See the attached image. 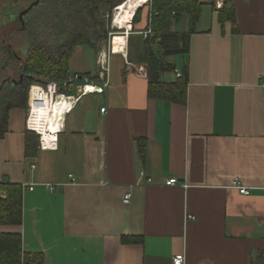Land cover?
Here are the masks:
<instances>
[{
    "label": "crops",
    "instance_id": "0c3cea01",
    "mask_svg": "<svg viewBox=\"0 0 264 264\" xmlns=\"http://www.w3.org/2000/svg\"><path fill=\"white\" fill-rule=\"evenodd\" d=\"M202 2L189 52L162 76L187 68L185 103L149 94L147 5L126 54L114 38L107 90L80 99L56 147L27 132V109L9 111L0 181L23 187V223L0 233L21 232L44 264H173L184 252L185 264H252L264 252V0H233L224 23V0ZM189 29L188 14L173 20ZM97 58L75 47L69 76L103 81Z\"/></svg>",
    "mask_w": 264,
    "mask_h": 264
},
{
    "label": "trees",
    "instance_id": "16d2710c",
    "mask_svg": "<svg viewBox=\"0 0 264 264\" xmlns=\"http://www.w3.org/2000/svg\"><path fill=\"white\" fill-rule=\"evenodd\" d=\"M52 2L53 19L65 16L72 20L73 30L70 36L57 35L53 48L46 45L31 47L24 60H20L13 48L3 45L0 40V52L4 58L13 63L22 62V69L40 77L66 79L69 76V61L77 46L88 45L96 54L100 51V40L103 35L99 31L98 16L104 5L119 6L126 0H50ZM203 0H151L149 24L152 34L146 38L149 46L145 54L149 66V94L174 102L185 103L188 84V70L185 67L182 75L175 81H163V74L175 71V67L167 61L173 55L189 52L191 34L202 13ZM214 2V1H213ZM40 4V3H39ZM36 7L30 12L32 13ZM142 10L139 9L132 20L134 26L141 20ZM28 12L27 14H29ZM221 22H236V12L233 0H224L218 10ZM188 14L190 29L179 33L172 30L173 20ZM34 80L28 76L19 79H7L0 90V138L8 130L9 111L14 108H28V90ZM6 91L7 94H1ZM28 133H33L27 131ZM36 134V133H34ZM38 137V135L36 134ZM27 149H30V144ZM143 154H144V150ZM4 196V197H3ZM23 223V187L7 181H0V224L21 225ZM135 238H132L134 241ZM21 232L0 233V264H44L41 254L25 252ZM252 264H264V252L252 257Z\"/></svg>",
    "mask_w": 264,
    "mask_h": 264
},
{
    "label": "rangeland",
    "instance_id": "374dc122",
    "mask_svg": "<svg viewBox=\"0 0 264 264\" xmlns=\"http://www.w3.org/2000/svg\"><path fill=\"white\" fill-rule=\"evenodd\" d=\"M150 1L148 0L141 9L150 5ZM35 2L38 3L31 7ZM35 6L38 7L31 13L30 11ZM52 8L53 6L50 0H0V40L2 44L11 46L14 52L22 58L20 60H24L32 46L38 48L47 44L46 46L52 49L57 35H67L69 37L73 30L72 20L65 16L63 19L59 17L57 20H54ZM116 8L117 6L112 5H104L100 8V14L97 20L100 23L99 31L103 32V37L100 40L101 51L103 49H107V51L111 50L112 33L114 31H125L123 29H114L113 20ZM26 10L28 11L26 12ZM23 12L26 13L21 16ZM28 12L30 13L27 14ZM134 37L136 35L132 36V38ZM24 75L34 81L56 79L28 74L22 69L21 61L13 63L9 59L4 58V55L0 52V90L3 89L1 84L5 80L19 79ZM1 94H7V92L2 91Z\"/></svg>",
    "mask_w": 264,
    "mask_h": 264
},
{
    "label": "built area",
    "instance_id": "2783aa9c",
    "mask_svg": "<svg viewBox=\"0 0 264 264\" xmlns=\"http://www.w3.org/2000/svg\"><path fill=\"white\" fill-rule=\"evenodd\" d=\"M217 7H221L218 3ZM116 11V9H115ZM109 17V15H108ZM118 31H114L112 34ZM132 32V30L130 31ZM145 38H148L152 34V29L149 28L142 32ZM127 52V46H126ZM125 52V54H126ZM98 66L99 75L103 81L91 80L87 76L70 75L66 79H47L36 80L30 85L28 92V108L26 118V130L36 133L41 141H45V135L41 132L46 126L49 130V142L48 146L54 148L57 146L58 134L64 129L67 115L70 114L77 106L80 99L90 93H104L108 87V74L109 68V51H101L98 54ZM181 72L176 70V76L180 77ZM105 78V81L104 79ZM264 92V82H263ZM41 109H48L53 111L57 109L59 112L56 122L54 124L51 121L42 120L39 117L38 112ZM103 113L106 112V108H102ZM49 122V125H48ZM45 145V144H44ZM41 144V147H44ZM148 183H152L149 179ZM180 181L176 178H169L166 181V185L175 186L180 185ZM183 185V184H182ZM184 186H187L184 184ZM235 186L242 194H249V189L241 184L235 182ZM4 197V196H3ZM131 201V194H126L124 202L129 203ZM191 218H194L191 216ZM186 254H176L173 258V264H185Z\"/></svg>",
    "mask_w": 264,
    "mask_h": 264
},
{
    "label": "bare ground",
    "instance_id": "6f19581e",
    "mask_svg": "<svg viewBox=\"0 0 264 264\" xmlns=\"http://www.w3.org/2000/svg\"><path fill=\"white\" fill-rule=\"evenodd\" d=\"M148 0H126L124 1L122 4H120L119 6H117V10L114 14V20H113V24L114 26L117 27V29H123L125 31H120V32H116L113 34V38H112V42H111V49L113 52H116L114 50L113 47V43H114V38L117 35H122L126 37V42L123 46V48L120 49V51L118 52H124L126 51V44H127V40L130 34V31L132 30V20L135 16V13L139 10V8L147 3ZM60 111H58L57 109L53 110V111H49L48 109H41L38 114L39 117L42 120H47V121H51L52 124H54L56 122V118L58 116ZM49 125V122H48ZM49 128L48 126H46L44 129H42V133L45 135V142L46 144H48L49 142V132H48Z\"/></svg>",
    "mask_w": 264,
    "mask_h": 264
},
{
    "label": "water",
    "instance_id": "95a60500",
    "mask_svg": "<svg viewBox=\"0 0 264 264\" xmlns=\"http://www.w3.org/2000/svg\"><path fill=\"white\" fill-rule=\"evenodd\" d=\"M38 2H35L34 4H32L31 5V7H33L34 5H36ZM141 8V7H140ZM139 8V9H140ZM28 10H26V12H27ZM26 12H23V13H21V16L24 14V13H26ZM114 29H116L117 30V27L116 26H114ZM2 85V84H1Z\"/></svg>",
    "mask_w": 264,
    "mask_h": 264
}]
</instances>
